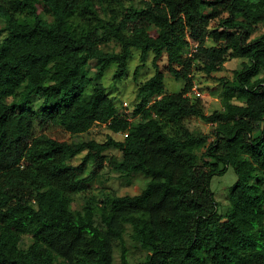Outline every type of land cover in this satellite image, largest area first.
<instances>
[{
    "label": "trees",
    "instance_id": "trees-1",
    "mask_svg": "<svg viewBox=\"0 0 264 264\" xmlns=\"http://www.w3.org/2000/svg\"><path fill=\"white\" fill-rule=\"evenodd\" d=\"M134 49L142 63L154 54L155 72L130 114L102 77L115 63L123 79ZM231 55L242 61L222 78L223 108L205 113L193 71L213 75ZM166 72L184 89L169 92ZM193 117L210 132L195 133ZM96 124L125 136L44 132ZM106 164L150 179L76 206ZM229 167L237 180L220 211L212 180ZM127 234L144 264H264V0H0V264H133Z\"/></svg>",
    "mask_w": 264,
    "mask_h": 264
},
{
    "label": "rangeland",
    "instance_id": "rangeland-1",
    "mask_svg": "<svg viewBox=\"0 0 264 264\" xmlns=\"http://www.w3.org/2000/svg\"><path fill=\"white\" fill-rule=\"evenodd\" d=\"M140 3L141 0H135ZM225 15V14H224ZM218 20H214L212 26H216ZM263 27H259L258 31L253 35H257L261 32ZM212 39H209V43ZM112 46H114L112 44ZM153 53H150L148 60L142 63L140 58V50L134 49L128 73L121 80L114 78V72L117 68V64L113 63L104 73L102 81L105 83L108 89V93L115 100L120 110L124 113L132 112L136 100L137 88L141 82L151 77L155 72V66L152 62ZM242 58L237 55L229 56L223 69L208 75L206 72L195 68L193 71L194 85L190 94L193 98H200V102L204 108L205 113H212L217 109H222L223 104L221 100V92L223 88L222 78L232 79L235 69L241 66ZM167 64V58L164 57L161 61V65ZM141 65L139 72L136 73L137 66ZM91 72L96 71V63L94 61L90 64ZM166 86L169 92H179L184 89L186 81L184 79H177L172 73L166 72ZM35 106H39V102L35 103ZM189 127L195 133H209L213 125L204 121L202 118L193 117L188 120ZM44 132L51 133L61 139L73 142L76 140L92 139L96 138L99 141H103L108 135H113L117 138H123L124 133L112 132L106 124H96L88 133L81 134L80 136H74L71 133L64 130L59 126H52L46 129ZM86 151L79 154L74 158V163H79ZM108 157L111 155L120 156L121 152L118 149H110L107 152ZM95 167L90 164L87 172L92 171ZM97 179L94 181L91 189L86 194H81L77 197L76 206H82L85 201L94 193L98 195L100 190L104 186H108L116 190L120 195L123 194H136L142 191L147 181L150 179L143 174L136 173L129 176H122L118 172H115L110 165L102 169H97ZM237 175L233 167H229L225 174L216 175L212 180L211 188L215 193V196L219 202L220 211H225L229 206V194L231 186L236 182ZM126 246L129 254L130 261L133 264H144L147 251L136 241H134L129 234L126 235ZM116 255L120 258V249L117 248Z\"/></svg>",
    "mask_w": 264,
    "mask_h": 264
}]
</instances>
